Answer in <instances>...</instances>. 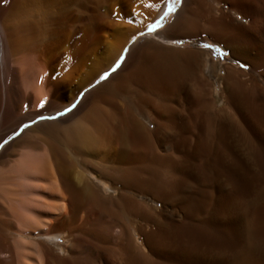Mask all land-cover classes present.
<instances>
[{"label": "bare ground", "instance_id": "1", "mask_svg": "<svg viewBox=\"0 0 264 264\" xmlns=\"http://www.w3.org/2000/svg\"><path fill=\"white\" fill-rule=\"evenodd\" d=\"M179 1L169 25L146 35L162 48L146 52L127 65L131 69L125 60L86 91L172 0H0V38L3 31L8 38L7 47L0 45L7 115L18 125L52 117L16 137H28L27 146L43 148L42 155L17 156V139L1 146L0 264H93L101 256L92 249L93 261L87 259L88 246H104L107 238L122 264H264V0ZM100 6L101 29L121 45H109L106 64L75 82L72 62L83 42L74 35L88 26L90 9ZM200 29L208 32L198 35ZM190 38L197 47L172 45ZM207 42L226 51L227 61L215 59L219 50L199 47ZM201 55L209 56L205 74ZM29 75L34 97L22 89ZM210 81L217 92L209 99L189 90L191 82L200 88ZM248 82L260 95L242 93ZM126 90L143 109L156 105L157 115L147 117L151 127L131 108L103 106ZM215 100L231 109L230 117L199 111L201 103ZM249 119L254 128L263 124L262 147ZM38 129L46 136L35 137ZM64 145L80 159L72 155L70 162ZM84 161L98 167L86 169ZM136 185L156 188L163 204L162 219L140 239L139 256L135 235L102 214L106 199L131 212ZM126 220L134 231L133 218Z\"/></svg>", "mask_w": 264, "mask_h": 264}, {"label": "rangeland", "instance_id": "2", "mask_svg": "<svg viewBox=\"0 0 264 264\" xmlns=\"http://www.w3.org/2000/svg\"><path fill=\"white\" fill-rule=\"evenodd\" d=\"M169 5L161 16H159L157 19H155L153 21L149 20L144 24V26L129 41V43L127 45L125 44V47L123 46L121 51L116 56H114V60H113L114 63L110 67V70L109 71L108 70L103 71V72L99 73L98 76L93 78L92 82L87 86L86 91L87 90L90 91L94 87L99 86L102 82L107 80L109 78V76L111 75V73L118 71L122 67V65L125 63V60H127L126 67H127V65L130 66L131 64L135 65L136 64L135 61H138L140 59V57H142L143 55L147 54L148 52L150 53V51L154 52V51H157L158 49L162 48L161 45L157 44L155 41L153 42V40L149 39V37L146 35L155 33L159 30H164L169 25V23L172 21V17L175 15V13H177V11L181 5V1H179V3H176L173 5L174 10H170ZM90 11L91 12H89V13H91V14L88 13V15H87L88 26L85 25L86 29L83 27V29L80 31V33L77 32L76 35H74L75 41H78V39H81L83 42L82 43L83 46L82 45L80 46V50H79L78 54L76 55V59H74L72 62V71H73V73H75V75H77L75 77V82H76V80L77 81L80 80L79 78L82 79L84 77V75H86L88 72H93V70L97 66L103 67L106 64V58L110 52L109 51V45H111L113 47H120V45H121V43L118 39L113 38L114 35H108L109 33L105 32V31H103V29H101V6L99 7V9L93 8V9H90ZM96 11L99 14H97ZM90 16H91V18H90ZM92 16H93V18H92ZM207 17H208L207 15H204L202 20H206ZM88 19H91V20H88ZM3 22L4 21L2 18V23ZM123 22L125 24H129L126 20ZM3 26L5 29L6 22L3 23ZM203 30L204 29H202V30L200 29L199 30L200 32H198L197 34L199 35L201 33L204 34V33L208 32L207 30H206L207 32L205 30L204 31ZM5 31H6V29H5ZM84 34H85V37H83ZM138 38H140V39H138ZM1 42L4 43L5 47H7L8 38H7L6 32H4V31H3L1 38H0V45H1ZM194 44H195V42L193 41V38H190L187 40H179V42H176L172 45H175V46H178L179 48L185 49L186 47H188V48L197 47ZM132 45H134V47L136 46L138 48V49L135 48V51L133 50L134 49L133 48L132 50L134 52L132 50H131L132 52L130 51V48ZM206 45H209L210 47H206ZM199 47L204 48V49L208 50L209 52H211L212 49H217V50H219V55L214 56L215 59L216 60L220 59L221 61H224V62L227 61L224 59V57H228L226 51L222 50L221 48H218L213 42H207L206 44H201ZM136 49H137V52H136ZM139 53H141V54H139ZM78 55H79V57H78ZM128 59H129V61H128ZM200 59H201V62L203 63L202 67L205 70L206 66L209 64V61H208L209 56L208 55H201ZM128 62H129V64H128ZM132 65L130 67H133ZM130 67H127V68L131 69ZM1 69H2V67L0 65V150H1V146L3 148L9 142L13 141L14 139H17L20 136V134L22 133V129L24 127H31V126L34 127V126L38 125L39 122L41 123L43 121L45 122V121L52 119V117H49L46 119L42 118V119L34 120L33 123L31 122V123L25 124L24 122H19V125L15 124L20 120L17 117L7 115V109H8V102L9 101H8L7 97H5L6 91L3 87V78L4 77H3V73L1 71ZM205 73H206V70L204 71V74ZM105 74H107V75H105ZM5 75H6L5 76L6 82L8 80H12L11 71L6 72ZM102 77H103V79H102ZM25 78H26V80L24 81V86H22L23 87L22 89L24 91H26L27 93H30V95L32 97H34L35 92H36V89L34 86L35 83L33 84L34 80L30 77V75H29V77L25 76ZM242 78H244L245 80L247 79L246 76H242ZM32 80H33V82H32ZM245 86H244L245 89H244V87H241L242 88L241 91L243 94L245 92V94L248 95L249 97H251L250 94L260 95L257 90L252 89V86L250 85L249 82ZM216 87H217V84L214 81H210L208 84H206V86L205 85H204V87L200 86V88H197V86H195V84L193 82L189 83V90L191 92L195 91L196 93H199L204 97H205V93H206L207 99L213 97L216 94V92H217ZM128 91H129V93H128ZM128 91L126 90L125 93L122 92L124 95L122 93H121V95L119 94L120 96L117 95L116 96L117 98L115 97L116 99L114 98L112 101L102 102L103 106H105L107 108L111 107V108H115V109L116 108H125V107L128 109L131 108L132 110L131 109L130 110L133 111V113L136 112L135 115L138 118L141 116L140 118L142 120H144V122H146L151 127V124L147 122V117L149 115H151L153 117V114L157 115L158 110L156 107H154L156 105L154 104V106L151 107L152 109L154 107V109H153L154 111L152 109L147 110L146 108H145L146 109L145 110V109H143V107H141L142 105H141L140 101L137 99V96L134 95V97H133L132 96L133 93L130 92V90H128ZM203 91L205 92L204 94H202ZM77 95L78 96L76 97V99L78 98L79 100H81L84 94L81 92ZM255 97H257V96H255ZM44 100L45 99H42L43 103L45 102L44 104H46V101H44ZM216 101L217 100H215L214 105L210 104V103L208 104V101H207L205 103V105L207 104L208 106L207 105L205 106L204 103H201V106H199V111L204 110L202 112L204 114H207L208 113L207 111H209L210 114L208 113V115H211L214 117L222 116L224 114L226 116L230 117L231 109H229L227 107H223L222 103H221V106H219L220 103L219 102L217 103ZM121 105H122V107H120ZM123 105H124V107H123ZM202 105H204V106H202ZM212 106H214V109ZM201 107H202V109H200ZM207 107L209 108V110L207 109ZM220 107H222L223 110H221L219 112L218 108H220ZM150 111H152V112H150ZM262 111H263V107H262ZM216 112H218V113H216ZM250 121H251V119H249L248 126H249V129L251 130V134L253 135V139H254V137L257 136L256 138H258V139L255 138L254 140L256 142L259 141L256 144V146L258 145V147H262L263 145H261V144H263V124L260 123V125H258L257 128H254L251 126ZM12 129H14V130H12ZM256 129H258V130H256ZM9 130L11 132H9ZM41 131H42V129L41 130L40 129L35 130L33 132V134L35 135V137H37V136L40 137L41 134H42L41 137L46 136L45 132L44 131L41 132ZM7 133H9V134H7ZM38 133H40V134H38ZM59 134L60 135H57V137L59 139L63 140V135L61 133H59ZM28 139H29L28 137L27 138L25 137L24 140L20 139V141L17 139L19 142H16L15 145L12 146V147H14L16 155L19 156V155L29 154L31 156L33 155V156H37V157L42 155L44 149L41 147H32V149H30L31 147L29 148L27 146V140ZM189 143H191V142L189 141ZM259 143H261V144H259ZM65 146L66 145L63 146L65 148V149L64 148L63 149H64V152L65 151L66 152L65 153L63 152V153L69 155V156L66 155L67 156L66 158L67 159L69 158L70 162L74 161L71 159L74 157H78L80 159V157L82 155L79 152L75 151L74 149L72 150V148L65 147ZM11 148L7 149L6 152L12 151ZM68 149L70 152H68ZM29 150L32 152H29ZM150 151H152V152H150ZM149 152H147V154L149 156H153L156 153L154 148L152 150H149ZM70 153H71V155H70ZM75 153H78V154H75ZM72 155L73 156L75 155V156L73 157ZM84 163L86 165H84L83 163H81V164L83 165L84 168L89 169V170H91L92 167L96 168V166H97L95 164H90L86 161H84ZM73 167H74L73 170L75 171L77 169V166L75 163H74ZM254 168L256 170L255 172L262 176V173H263L262 167L258 164V165H255ZM138 186L139 185H136L133 187V192L135 193V199L136 200L134 202L135 204H134L133 210L131 212L127 211L125 209V207L121 204H120V206H115L114 200L106 199V206L103 209L102 214H103L104 218H116L115 219L116 224H118L119 226H121L123 228V230L126 232V235H130V236H132L133 234L135 235L136 247L135 246L134 247L136 249L135 251H136L137 255L139 256V254L141 253L140 252L141 249L139 248V244L141 242L140 239L142 238V236L145 232L151 231L152 229H154L156 227V225L158 224V221L160 219H162L163 215L161 214V212L163 211V208H162L163 204L161 201L162 199L160 200V196H157L158 194L156 191H158V190H156V188L154 190L155 192L152 191V189H154V187H152V189H149V190L147 189L148 191L152 192V193H150V192H147L145 187H143L141 185L139 187ZM137 187L140 189H138ZM141 187L143 189H141ZM107 191L108 192H106V193L109 194L110 191L109 190H107ZM97 211L101 214V209H99ZM126 218H133L134 231L129 226L130 224L126 220ZM104 244H105L104 246H101V245L88 246V248H87L88 251H87V253L84 254V256L87 259L91 258L90 260H92V258L94 256V255H92L93 252H91L92 249H95V250L98 249L97 251L99 253V256H101L100 258L102 260H100V258H97L95 261L92 260L93 264H98L99 262L100 263L102 262L101 264H122L124 261L122 255L120 253L114 252L113 249L109 248V246L112 245V243L109 241V238L106 239V243H104ZM98 246H100V247H98ZM140 256H142V255H140Z\"/></svg>", "mask_w": 264, "mask_h": 264}, {"label": "snow or ice", "instance_id": "3", "mask_svg": "<svg viewBox=\"0 0 264 264\" xmlns=\"http://www.w3.org/2000/svg\"><path fill=\"white\" fill-rule=\"evenodd\" d=\"M176 3H179V0H172V3L169 5V9L170 10H174L173 5L176 4ZM206 47H210V46L209 45H206ZM105 75H107V74H105ZM102 79H103V77H102Z\"/></svg>", "mask_w": 264, "mask_h": 264}]
</instances>
